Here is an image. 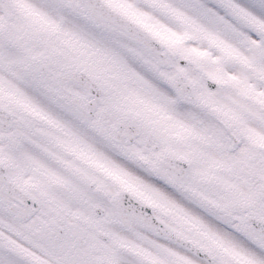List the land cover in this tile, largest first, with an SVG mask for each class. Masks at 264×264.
Listing matches in <instances>:
<instances>
[{"label":"snow or ice","instance_id":"snow-or-ice-1","mask_svg":"<svg viewBox=\"0 0 264 264\" xmlns=\"http://www.w3.org/2000/svg\"><path fill=\"white\" fill-rule=\"evenodd\" d=\"M0 264H264V0H0Z\"/></svg>","mask_w":264,"mask_h":264}]
</instances>
